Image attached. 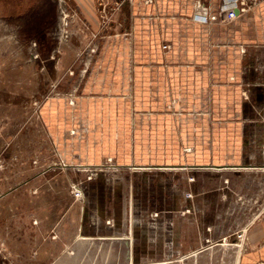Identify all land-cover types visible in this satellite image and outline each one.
<instances>
[{
    "label": "rangeland",
    "instance_id": "374dc122",
    "mask_svg": "<svg viewBox=\"0 0 264 264\" xmlns=\"http://www.w3.org/2000/svg\"><path fill=\"white\" fill-rule=\"evenodd\" d=\"M83 1L92 15L81 0H0V264H239L264 212L240 197L239 169L138 166L78 145L89 81L131 33V0Z\"/></svg>",
    "mask_w": 264,
    "mask_h": 264
},
{
    "label": "crops",
    "instance_id": "0c3cea01",
    "mask_svg": "<svg viewBox=\"0 0 264 264\" xmlns=\"http://www.w3.org/2000/svg\"><path fill=\"white\" fill-rule=\"evenodd\" d=\"M244 1L233 19L199 22L200 7L218 13L232 0H131L126 44L111 40L86 88L97 98L82 101L81 150L145 167L239 169L240 197L264 201V0ZM259 209L239 264H264Z\"/></svg>",
    "mask_w": 264,
    "mask_h": 264
},
{
    "label": "built area",
    "instance_id": "2783aa9c",
    "mask_svg": "<svg viewBox=\"0 0 264 264\" xmlns=\"http://www.w3.org/2000/svg\"><path fill=\"white\" fill-rule=\"evenodd\" d=\"M148 1L151 2L152 0ZM232 3L234 6L230 5L229 3L223 4L218 13L210 12L207 7H200V9L194 14V19L199 22L224 21L235 18L237 16V9L241 11L246 10L244 0H232ZM164 48L169 49L170 45H165Z\"/></svg>",
    "mask_w": 264,
    "mask_h": 264
},
{
    "label": "water",
    "instance_id": "95a60500",
    "mask_svg": "<svg viewBox=\"0 0 264 264\" xmlns=\"http://www.w3.org/2000/svg\"><path fill=\"white\" fill-rule=\"evenodd\" d=\"M238 10V9H237ZM237 10H236V12H237Z\"/></svg>",
    "mask_w": 264,
    "mask_h": 264
}]
</instances>
